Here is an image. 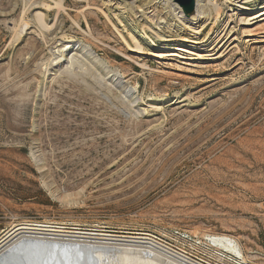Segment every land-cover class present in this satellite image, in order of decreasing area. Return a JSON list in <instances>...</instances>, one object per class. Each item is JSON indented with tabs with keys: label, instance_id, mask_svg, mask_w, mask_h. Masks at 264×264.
<instances>
[{
	"label": "rangeland",
	"instance_id": "374dc122",
	"mask_svg": "<svg viewBox=\"0 0 264 264\" xmlns=\"http://www.w3.org/2000/svg\"><path fill=\"white\" fill-rule=\"evenodd\" d=\"M41 1L0 0V237L24 222L64 223L235 264L204 237L227 234L246 264H264V22L243 25L223 0V16L204 26L184 0H127L125 20L143 39L184 56L159 58L149 44L134 60L95 38L112 36L104 16L90 20L94 37L78 27L68 14L77 0L58 14L49 1L43 39L32 23ZM30 2L31 23L11 45L8 22Z\"/></svg>",
	"mask_w": 264,
	"mask_h": 264
},
{
	"label": "bare ground",
	"instance_id": "6f19581e",
	"mask_svg": "<svg viewBox=\"0 0 264 264\" xmlns=\"http://www.w3.org/2000/svg\"><path fill=\"white\" fill-rule=\"evenodd\" d=\"M49 1L42 0L39 10L32 17V23L36 27V32L45 40L46 31H49L53 27V25L47 22L53 6L56 8L55 12L58 14L62 9H65L64 7L67 3V0H53L55 5L52 6ZM151 1L154 2V0ZM219 1L221 0H196L194 12L196 15H193V18L195 19L199 16V21L203 23V26L210 18L217 22L224 14V9L218 6ZM223 1L228 8L234 6L246 14L245 18H241V22L244 23L243 25L252 26L256 23L264 22V4H256V2L259 3L264 0ZM158 4L156 6L160 9L159 13L167 10L164 12V14H167L173 8L170 5H162V1L158 2ZM144 5H147V3L141 1L140 7ZM26 6L24 7L22 16L13 19L12 22H8L12 24L11 28H9L13 34L11 45L19 41L23 32L28 29L31 23L30 20L26 19V12L33 6V3L28 8ZM69 8L71 9L68 12L69 15L71 12L77 11L75 16L72 17L73 21L79 28H84L85 25L92 36L94 30L90 20L93 16L97 19L104 16L107 23L112 26V36H104L102 38L95 36V38L105 45L117 48L119 52L129 59L135 60L148 55L147 49H151V46L162 49L159 53L155 54L159 58L164 56L184 57L180 55L183 49L181 50L176 45H159L150 38L148 40L143 39L140 34L141 32L144 34L145 31L131 27L125 20L126 14L129 11L134 13V8L130 6L127 0H77ZM260 27L264 29V23ZM126 28H129L127 34L125 33ZM182 28H185V31H187L185 23L183 25L181 23L179 29ZM243 32L246 33V37H252L256 33L253 34L250 30ZM78 35L80 34L78 33ZM80 37L84 43L89 44L96 53L105 59L117 60L115 54L96 44L90 38L85 36ZM61 40H67L69 43L76 41L74 36L67 33L61 35ZM64 50L66 51V48ZM71 62L72 60H70ZM89 64L95 68L101 66L100 62L95 59H91ZM143 65L145 66L146 64ZM63 225L64 223L33 221L16 225V227L0 237V264H204L150 236H124L107 233L67 231ZM204 237L213 241L218 249L225 250L226 252L230 251L239 255L242 259H246L239 241L233 236L207 233Z\"/></svg>",
	"mask_w": 264,
	"mask_h": 264
},
{
	"label": "built area",
	"instance_id": "2783aa9c",
	"mask_svg": "<svg viewBox=\"0 0 264 264\" xmlns=\"http://www.w3.org/2000/svg\"><path fill=\"white\" fill-rule=\"evenodd\" d=\"M207 241L209 242V244L212 247L217 248L213 241H210V240H207ZM218 250H220V249H218ZM220 251L223 253L222 256L226 257L229 261H231V262H233L235 264H246V261L244 259H242V257H240L239 255L231 253L230 251H227V252L225 250H223V251L220 250ZM194 258L199 260L200 262H202L204 264H209L206 261H204L203 259H199V258H196V257H194Z\"/></svg>",
	"mask_w": 264,
	"mask_h": 264
},
{
	"label": "water",
	"instance_id": "95a60500",
	"mask_svg": "<svg viewBox=\"0 0 264 264\" xmlns=\"http://www.w3.org/2000/svg\"><path fill=\"white\" fill-rule=\"evenodd\" d=\"M184 9L187 13H191L194 11L196 3L195 0H184L183 2Z\"/></svg>",
	"mask_w": 264,
	"mask_h": 264
}]
</instances>
